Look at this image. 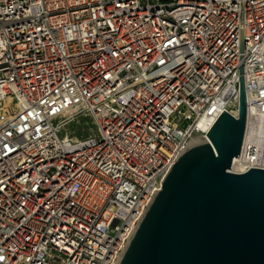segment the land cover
Returning <instances> with one entry per match:
<instances>
[{
	"label": "built area",
	"instance_id": "2783aa9c",
	"mask_svg": "<svg viewBox=\"0 0 264 264\" xmlns=\"http://www.w3.org/2000/svg\"><path fill=\"white\" fill-rule=\"evenodd\" d=\"M242 75L235 173L264 169V0H0V264H120Z\"/></svg>",
	"mask_w": 264,
	"mask_h": 264
},
{
	"label": "water",
	"instance_id": "95a60500",
	"mask_svg": "<svg viewBox=\"0 0 264 264\" xmlns=\"http://www.w3.org/2000/svg\"><path fill=\"white\" fill-rule=\"evenodd\" d=\"M246 120L242 75L238 114L176 160L120 264H264V169L230 171Z\"/></svg>",
	"mask_w": 264,
	"mask_h": 264
},
{
	"label": "rangeland",
	"instance_id": "374dc122",
	"mask_svg": "<svg viewBox=\"0 0 264 264\" xmlns=\"http://www.w3.org/2000/svg\"><path fill=\"white\" fill-rule=\"evenodd\" d=\"M80 120L82 121V124H83L84 126H86V128H88V125L85 124V121L90 120V119H87V118H83V117H82ZM76 126H78V123H77V122H73V123L70 124V127H71V128H74V127H76ZM88 130H90V129H88ZM86 133H87V132H86L85 127L82 126L81 134H86Z\"/></svg>",
	"mask_w": 264,
	"mask_h": 264
},
{
	"label": "bare ground",
	"instance_id": "6f19581e",
	"mask_svg": "<svg viewBox=\"0 0 264 264\" xmlns=\"http://www.w3.org/2000/svg\"><path fill=\"white\" fill-rule=\"evenodd\" d=\"M198 140H199V139H197V140L195 139V141H198Z\"/></svg>",
	"mask_w": 264,
	"mask_h": 264
}]
</instances>
